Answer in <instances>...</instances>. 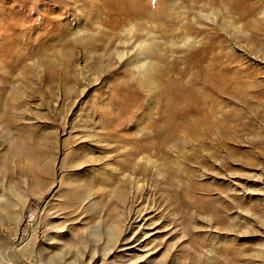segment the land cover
I'll list each match as a JSON object with an SVG mask.
<instances>
[{
  "label": "rangeland",
  "instance_id": "rangeland-1",
  "mask_svg": "<svg viewBox=\"0 0 264 264\" xmlns=\"http://www.w3.org/2000/svg\"><path fill=\"white\" fill-rule=\"evenodd\" d=\"M0 264H264V0H0Z\"/></svg>",
  "mask_w": 264,
  "mask_h": 264
},
{
  "label": "bare ground",
  "instance_id": "bare-ground-1",
  "mask_svg": "<svg viewBox=\"0 0 264 264\" xmlns=\"http://www.w3.org/2000/svg\"><path fill=\"white\" fill-rule=\"evenodd\" d=\"M125 236V235H124Z\"/></svg>",
  "mask_w": 264,
  "mask_h": 264
}]
</instances>
